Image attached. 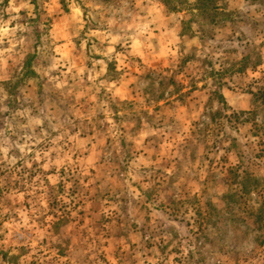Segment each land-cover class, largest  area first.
I'll list each match as a JSON object with an SVG mask.
<instances>
[{
	"label": "clouds",
	"instance_id": "obj_1",
	"mask_svg": "<svg viewBox=\"0 0 264 264\" xmlns=\"http://www.w3.org/2000/svg\"><path fill=\"white\" fill-rule=\"evenodd\" d=\"M65 3L66 11L60 0H8L0 9V170L25 182L36 173L31 192L12 194L21 203L31 197L21 222L0 218L9 257L16 264H79L83 257L89 264H208L209 257L214 264H264V229L249 222L264 208V134L229 123L250 109L237 110L227 97L213 120L221 109L209 75L221 71L228 52L237 61L256 53L255 70L246 69L244 81L230 87L239 93L264 80V0H217L227 19L211 40L196 23L190 40L183 35L197 10L190 14L166 0H113L119 7L111 9L92 0ZM38 13L61 17L39 25L48 32L40 43L32 34ZM204 59L211 68L202 66ZM246 175L257 181L256 190L245 192ZM71 178L101 211L80 224L90 202L76 207L59 197L76 207L67 237L71 255L61 256L45 243L54 218L41 226L28 212L46 216L47 191L60 183L70 188ZM230 198L238 204L229 210ZM208 203L223 205L218 210L230 217L225 231L234 251L202 241L200 206ZM100 217L109 223L97 234ZM117 227L126 232L118 241L110 235ZM21 228L33 231V240L17 242Z\"/></svg>",
	"mask_w": 264,
	"mask_h": 264
},
{
	"label": "rangeland",
	"instance_id": "obj_2",
	"mask_svg": "<svg viewBox=\"0 0 264 264\" xmlns=\"http://www.w3.org/2000/svg\"><path fill=\"white\" fill-rule=\"evenodd\" d=\"M24 2V0H16L17 5ZM36 0H33L35 3ZM92 2L102 5L106 8L119 7V5H114L113 0H92ZM170 7H187L191 14V10L195 8L197 14L192 15V19L183 25V35H185L189 40L192 38L194 33L192 32V24L196 23L200 26V30L203 34V38L206 40L214 39L215 29L217 27H223L226 17L219 14L217 9V0H197L194 5L188 4L187 0H166ZM61 3V1H60ZM8 0H4L3 4H0V9L6 7ZM65 11L67 10V4L65 0L63 2ZM6 18V17H5ZM61 22V17L55 15L51 18H48L44 13H38L37 19L32 22L33 25V36L37 43L41 42L42 36H47V29L41 32L39 25H51L53 21ZM94 27V26H93ZM87 31V29H85ZM27 35V33H25ZM85 39V33L81 32L78 37L75 38L74 43L79 50L80 42ZM50 42V39L49 41ZM91 47V44H89ZM234 53H226V59L221 62V71L215 72L212 71L209 75L213 78V87L217 89L220 87L224 89V101L227 97L228 103H230L237 110L240 109H250V111L241 112L239 116H234L229 120V123L235 122L236 126H246L251 124L254 130V134L261 135L264 134V103L255 101L252 93H255L258 87H264V80H255L250 84L245 86V89L239 93L232 90L230 85L235 84L237 81L243 82L245 79V70L251 68L255 70L257 65L261 62L259 55L256 53H248L245 55L242 61H237L233 58ZM100 59L101 57H96ZM35 62L37 65H43L47 67L48 62L42 61L38 58H30V62ZM202 66L205 68L212 67V61L210 59H204L201 62ZM111 67V66H110ZM227 81V82H226ZM52 91L49 93L53 100L56 99L54 89L52 86H48ZM161 87L164 88L166 85L162 82ZM218 89V90H220ZM221 109V106H220ZM222 111H218L213 120L221 116ZM3 116H0V128L3 125ZM17 155H19L17 153ZM3 168V165L0 164V169ZM36 175L33 172L28 176L27 182L24 178L21 177L18 180H13L11 174L6 173L3 170H0V218L3 220L20 223L21 222V213L30 209V200L31 197L24 196L23 202H16L12 198L13 193H28L31 192V188L27 185L32 184L33 177ZM232 179H236L235 173L232 175ZM71 187L69 188L65 183H60L50 188L46 193V199L48 201V212L46 216H33L31 212H28V218L38 224L45 225L48 218H54L52 223V229L47 239L45 240L46 244H49L53 249L58 250L59 255L66 256L71 255L68 251V230L70 226L74 223L72 218V213L76 211V207H79L84 204L87 199L90 202V207L87 211H81L79 213V222L80 224L84 223L85 218L94 219L99 217L101 211V204L96 198L88 197L86 191L82 188L79 183V180L76 178H71L69 180ZM245 192L249 190H256L259 185L257 181L252 179L250 176H245L243 181ZM39 195V193H37ZM66 196L76 203V207L65 203L64 200L59 197ZM155 194L150 193L149 199H154ZM125 204L128 203L127 200L124 201ZM228 209H233L237 206L238 200L236 198H230L225 201ZM200 212V224H201V239L204 243L212 244L214 241L219 243L223 248H227L229 251H234L235 243L231 239L230 235L225 231L230 223V217H227L226 214L218 208L223 207V205L214 207L211 203L207 205L201 204ZM71 208V210H69ZM172 211H178V205L175 203L170 205ZM250 223H255L256 227L264 229V208L261 209L259 214L253 215L250 218ZM109 223V221L104 220L102 217L99 218L94 227L97 229V234L100 231H104V225ZM122 223L119 219L116 220L117 226ZM84 236L87 235L85 231ZM117 241L124 235L126 232L124 229L119 227L115 228L112 233H110ZM34 238V232L28 231L24 228H21L19 232L14 234V239L20 244H24L25 241H31ZM4 239L3 236H0V241ZM23 251V250H22ZM163 251V249H162ZM18 258H10L8 252L4 250V246L0 243V264H16ZM79 264H89L88 258L83 257L79 258ZM208 264H214V261L211 257L208 258Z\"/></svg>",
	"mask_w": 264,
	"mask_h": 264
},
{
	"label": "trees",
	"instance_id": "obj_3",
	"mask_svg": "<svg viewBox=\"0 0 264 264\" xmlns=\"http://www.w3.org/2000/svg\"><path fill=\"white\" fill-rule=\"evenodd\" d=\"M61 3L63 4L64 0H60ZM220 87H217L214 95L215 97L220 101V106H221V111L223 110V108L226 107L225 101L223 96H221L219 94V90ZM252 95L255 98V101L260 102V103H264V87H258L255 93H252Z\"/></svg>",
	"mask_w": 264,
	"mask_h": 264
}]
</instances>
